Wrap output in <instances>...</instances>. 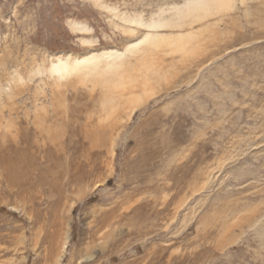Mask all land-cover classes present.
I'll list each match as a JSON object with an SVG mask.
<instances>
[{"label":"rangeland","instance_id":"rangeland-1","mask_svg":"<svg viewBox=\"0 0 264 264\" xmlns=\"http://www.w3.org/2000/svg\"><path fill=\"white\" fill-rule=\"evenodd\" d=\"M188 1L0 0V264H264V0Z\"/></svg>","mask_w":264,"mask_h":264},{"label":"bare ground","instance_id":"bare-ground-1","mask_svg":"<svg viewBox=\"0 0 264 264\" xmlns=\"http://www.w3.org/2000/svg\"><path fill=\"white\" fill-rule=\"evenodd\" d=\"M230 2H231V0H190L187 3H185L184 5H182L181 7H178L175 9V12L173 14L175 16V19L171 18V17H173V16H171V17L167 18L169 20L160 19L158 22H154V21L150 22V23L144 25V27L148 28V30L149 29H151V30L156 29L157 30V28L166 27V26L167 27H176V26L180 25V21L182 19L187 18V17L191 18L190 22L191 21L194 22V21H198V20L200 21L201 19H204V17H206L210 14H213L214 12L218 13L219 10L227 8L229 6L228 4ZM129 22L142 26V24L140 22H138L137 20H129ZM171 36L169 37V36H161V35L156 34V33H154V34L153 33H146L139 42L134 43L130 48L127 49V51L136 53V52L141 51V49H142V51L146 49V51L149 52L152 49H156V48L161 47L162 44H164V43H167V45L172 44L176 48H179L181 46V44L183 45V43H181V42H182V39L184 37H181L178 35L172 36V37ZM176 50H174V51H176ZM103 59L106 62V63H104L105 65L103 68L117 67L121 63V62L118 63L119 62L118 60L121 59V54H116V52H106L103 54L93 55L91 57L83 58L81 60H76L75 62H72V63H70L68 61L57 60V62L55 64H52L49 71H50L51 75L55 74L57 76V79L61 80V79L67 78L73 72L77 73V71L79 72L83 69H88V66H90L89 70H93V69L97 68L99 63H101L100 61H102ZM110 68H106V69H110ZM109 104H110V102H109ZM18 154H20V153H18ZM21 156L18 155L17 156L18 158H15V159L9 160V161L7 160L8 161L7 166L9 167L10 170L18 171L19 169L24 167L22 165L24 160L22 159Z\"/></svg>","mask_w":264,"mask_h":264}]
</instances>
